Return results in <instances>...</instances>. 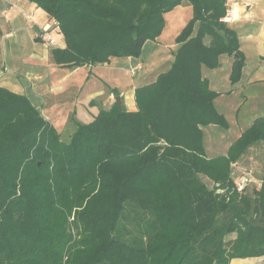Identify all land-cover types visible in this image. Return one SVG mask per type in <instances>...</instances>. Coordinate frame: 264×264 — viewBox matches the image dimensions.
<instances>
[{"label":"trees","instance_id":"trees-1","mask_svg":"<svg viewBox=\"0 0 264 264\" xmlns=\"http://www.w3.org/2000/svg\"><path fill=\"white\" fill-rule=\"evenodd\" d=\"M29 1L59 29L64 45H49L50 56L67 68L139 57L167 12L188 1L193 16L171 66L136 87L134 110L114 102L87 123L73 119L66 141L27 95L0 86V264L264 260V176L252 195L235 189L236 164L264 141V118L225 154L204 145L205 127L230 122L203 67L232 57L236 84L245 66L224 20L229 0Z\"/></svg>","mask_w":264,"mask_h":264},{"label":"crops","instance_id":"crops-1","mask_svg":"<svg viewBox=\"0 0 264 264\" xmlns=\"http://www.w3.org/2000/svg\"><path fill=\"white\" fill-rule=\"evenodd\" d=\"M187 4L188 2L184 1L181 5L165 14V18H176L178 35L193 16V7L191 4ZM227 15L228 24L238 33L240 52L245 59V66L241 80L234 84V88L230 92L225 93L214 88L210 78L206 76L211 87L221 92V95L215 101V105L219 112L223 113L230 122V127L228 129L222 128L221 131L217 129V125H209L204 128V145L209 156H216L219 153L225 154L229 146L251 125L252 122H248L247 117H254L256 115L254 112H256L257 108L244 107L240 98L243 91L247 92L248 100L254 101L255 98L259 100L257 91L264 90V78H253L255 77L254 75H258L261 70H264V0H230L228 2ZM165 21L166 28L169 20L166 19ZM53 22L43 9L37 7L29 0H0V27L2 31L0 38V86L18 94L27 95L45 118L44 111L47 107L59 103L61 96L58 93L64 89L63 81L65 76H62V78L58 76L60 74L59 70L70 74L82 67L90 66L92 70L98 67V65H86L67 68L56 65L58 68L56 69L50 56V46L45 42L36 41L39 31L49 28L54 29L52 27ZM57 35L62 42L57 44L63 46L61 34L57 32ZM149 42L152 41H147L146 44ZM172 45L175 48L172 50L173 54L169 55L170 61L164 66L153 69L147 78L143 77L141 84L138 86L154 81L160 71L171 66L174 53L179 44L176 42ZM221 59L228 61L232 67V57L225 54L221 56ZM136 87H132L126 92L117 91L113 88L109 89L104 94L106 97L105 103L98 98L103 94L98 91L97 93L99 94L94 96L92 102H90L95 110V113H92L93 118L99 113L100 109H109L114 104L116 99L114 92L120 93L122 103L128 110H134V91ZM62 100L64 101V98ZM72 103L71 105H73ZM59 106L63 105L60 104ZM88 107L90 106L88 105ZM78 108L79 106L75 104V114H72V119L80 121L78 119L80 115ZM211 139H214L213 142L215 143L212 150L214 148L216 150L221 149L216 154L211 153L212 151L210 152ZM224 141L230 142L225 148L220 145ZM246 260L248 259L236 260L233 263L237 264Z\"/></svg>","mask_w":264,"mask_h":264},{"label":"rangeland","instance_id":"rangeland-1","mask_svg":"<svg viewBox=\"0 0 264 264\" xmlns=\"http://www.w3.org/2000/svg\"><path fill=\"white\" fill-rule=\"evenodd\" d=\"M187 5H190V3L188 2ZM166 19L169 20L166 28L156 40H149L152 42L147 44L145 43L139 57H113L106 63L98 64L96 69L92 70L90 66L82 67L70 74L59 70L60 74L58 76L61 78L62 76H65L63 81L64 89L58 93L61 98L58 101V104L47 107L44 112L46 120L50 121L56 127V129L61 133L63 140L66 141L69 139L68 133L70 129L73 128L71 122L73 120L72 114H75V104L79 106L78 113L80 115L78 119L80 122H89L93 118L92 113H95L94 108H92L93 105H91L90 102H92V98L94 96L99 94L97 93L98 91L103 93L98 98L100 100L102 99L104 102L106 98L104 94L107 93L109 89L113 88L117 91L123 92L129 91L132 87L135 88L141 84L140 82L143 80V77L147 78L153 69L155 70L158 67L164 66L170 61L169 55L173 54L172 50L175 46L172 44L177 42L178 28L176 18L168 17L165 18V20ZM51 34L58 44L62 43L55 30H52ZM156 42L158 44H154ZM52 62L54 63L53 65H55L56 69H58L55 61L52 60ZM231 68L232 67L228 61L221 59L217 68L212 69L204 66L203 75L210 78L214 88L226 93L230 92L234 88V84L231 80ZM254 76L255 77L253 78H264V70H261L258 75ZM257 93L259 95V100L255 98L254 101H250V99L248 100V94L246 91H243L242 96L240 95L244 107L250 106L257 108L256 112H254L256 114L254 117H247V121L252 123L258 118H264V90L260 92L257 91ZM114 96L118 97L120 95H117L114 92ZM63 98L64 101L62 100ZM258 101L260 102L257 103ZM71 103L73 105H71ZM60 104L63 106H59ZM88 105L90 107H88ZM254 113L252 114L254 115ZM217 129L221 131L222 127L218 126ZM211 140L212 144L209 142L210 152L212 151L211 153L216 154V152L221 149L216 150L214 148V150H212L215 143L213 142L214 139ZM228 143L230 142L224 141L221 142L220 145L225 148ZM217 155H220V153ZM235 169H238L239 171H252L253 180L247 190L248 193L252 195L253 189L261 184V180L264 176V141H259L257 144L252 146L246 155H244L240 160L237 168ZM200 178L205 183L207 188H214V183L211 180L204 176H201ZM235 235L236 234L233 233L228 237L234 238ZM240 263L262 264L261 261H254L252 259L238 262L237 264Z\"/></svg>","mask_w":264,"mask_h":264},{"label":"built area","instance_id":"built-area-1","mask_svg":"<svg viewBox=\"0 0 264 264\" xmlns=\"http://www.w3.org/2000/svg\"><path fill=\"white\" fill-rule=\"evenodd\" d=\"M230 1V0H229ZM231 1H235V0H231ZM228 19V15L227 17L224 19L225 21H227ZM46 32L43 34L42 38H43V41L45 43H47L48 45H54V44H57L55 38L53 37V35L51 34V31L52 30H55L57 31L58 33L59 32V29H52V28H49V29H45ZM239 163L236 164V167L238 166ZM252 180H253V174H252V171H242V173L238 176H236V184H235V189L238 191V192H244L246 191L249 186L251 185L252 183ZM258 261H261L262 264H264V260H258ZM241 264V263H240Z\"/></svg>","mask_w":264,"mask_h":264},{"label":"water","instance_id":"water-1","mask_svg":"<svg viewBox=\"0 0 264 264\" xmlns=\"http://www.w3.org/2000/svg\"><path fill=\"white\" fill-rule=\"evenodd\" d=\"M235 57L239 58V54H235ZM116 102L118 103L119 107L122 106V102H121V97L120 96L116 97Z\"/></svg>","mask_w":264,"mask_h":264}]
</instances>
